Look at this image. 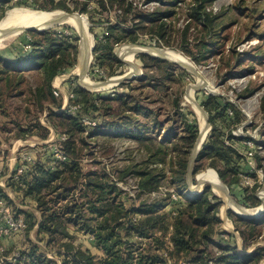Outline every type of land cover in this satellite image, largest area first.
Returning a JSON list of instances; mask_svg holds the SVG:
<instances>
[{
    "label": "trees",
    "instance_id": "1",
    "mask_svg": "<svg viewBox=\"0 0 264 264\" xmlns=\"http://www.w3.org/2000/svg\"><path fill=\"white\" fill-rule=\"evenodd\" d=\"M72 2L73 10L82 13H88V5L91 2L95 3V8L100 10V14L112 8L116 2L117 5H123L124 7H120L124 15L119 20L123 24L130 21L133 28L124 27L125 29L121 30L117 23L109 25L108 31L110 34L112 31H121L129 35V41L137 42L138 39L133 34L139 29L143 14L138 12L131 2L126 0H73ZM211 2V0H194L189 19L203 24L206 28L208 24L212 26L217 17L206 12V6ZM43 3L51 9L71 11L65 0H43ZM163 15L152 13L146 15L144 21L152 24L161 17L170 16L169 12ZM90 20L93 22L92 16ZM191 21H188L184 35L187 34ZM104 22L108 21L102 20L97 23ZM108 31L103 37L104 41H99L96 37V45L93 49L95 55L97 51L103 50L106 52V58L112 57L110 40L113 38L116 44L122 40L119 36L114 38L109 35ZM42 34L47 36L52 33ZM53 41L51 39L45 41L42 46H37L33 40L28 41L32 50L22 57H17L14 64L6 62L0 55V145L3 144L1 134H6V141L23 139L26 136L41 137L32 135L35 132L31 133L33 128L40 125L36 117L31 118L29 109L26 112L28 119L18 120L15 117V109H11L7 100L17 95L20 97L25 95V92H19L18 88L25 82L23 73L33 70L41 75L42 82L26 89L29 98H26L25 104L33 106L39 113L44 109L47 100L55 102L52 81L56 75L64 71L65 67H72L74 59L64 66V57L58 53L61 50L60 46ZM181 46L195 62L205 57L201 53L205 46L203 44L198 43L197 53L189 49L186 41ZM139 58L145 60L142 55ZM150 60L156 66L161 65L158 60ZM142 66L151 74L155 68L147 66L143 61ZM144 76L147 78L139 79V84L130 88H127L129 82H123L119 87L127 89L123 93H114L115 98L107 95L106 98L100 99L83 91L77 93L83 97L84 113L88 114L91 111L98 113L107 128L111 130L110 134L133 140L147 154L144 163L127 166L120 174L121 179L126 174L136 175L139 196L146 195V198L140 200L136 207L134 203L127 205L116 185L109 184L106 170L101 163H93L98 169H83L80 160L84 159L83 146L87 144L86 138L83 137L82 126L74 117L58 116L61 120L60 125L67 126V137L65 136L60 142V151L67 161L58 163L59 167L54 171L36 165L30 173V179L23 180L22 186L13 187L14 183L11 184V187L15 188L13 192L31 200L34 210H18L25 222L24 242L16 250L17 257H13L12 260L8 258L14 253L13 250L0 253V264H168L174 259H184L186 262L188 260L190 264H264V255L261 254L264 248H256L250 253L243 252L250 242L264 240V230L262 231L264 218L260 221H242L248 231L244 230L245 227L243 229L235 227L242 240L241 249L234 243H227L221 236H227L229 242H232L235 235L228 232L220 233L218 226L221 219L218 213L221 201L209 187L203 189L200 194L192 195L193 199L184 204L170 219L171 222L168 221L167 215L159 213L163 207L161 200L154 199L148 202L147 199L150 197L148 194L157 191L166 178H169L170 183L174 185L185 188L188 186L186 182L188 160L198 130L193 113L191 111L185 113L182 110L179 98L168 103V101H159L157 95L153 93L154 99H151L150 93L156 90V86H163V83L154 76ZM158 102L159 106L151 107ZM202 106L209 114L212 130L197 155L193 176L199 172L201 165L199 163L204 160L209 161L211 162L209 166L216 169L222 182L230 188L239 183V173L233 166L232 160L233 158L240 160L241 157L235 149L225 145L222 131L215 127L214 121L222 118L226 109L233 111L234 124H241L243 116L232 104L222 105L220 97H209ZM8 124H12L14 129H8ZM44 137L45 135L42 138ZM228 138L232 140L235 137L229 135ZM148 159L164 167L160 169L150 167L147 163ZM228 175L232 176L231 180L227 179ZM4 196L8 204L13 207L14 202ZM247 200L252 207L258 205L254 194L248 196ZM70 227L83 237H91V244L99 256L77 246ZM31 234L34 239L30 238ZM224 241L226 244L223 243ZM163 252L167 256L166 260L162 257ZM47 254H51V257Z\"/></svg>",
    "mask_w": 264,
    "mask_h": 264
},
{
    "label": "rangeland",
    "instance_id": "2",
    "mask_svg": "<svg viewBox=\"0 0 264 264\" xmlns=\"http://www.w3.org/2000/svg\"><path fill=\"white\" fill-rule=\"evenodd\" d=\"M72 1L65 0L66 4L71 8V11L68 12L58 8L51 9L43 3V0H0V22L8 11L14 8H27L49 13L59 11L67 14H78L86 20L88 25L85 37L75 28L67 24H62L47 28L43 31H24L13 37L4 46H0V55L4 54L8 58L17 59V57H22L23 54L29 53L32 50L28 41L33 40L37 46H42V43H46L51 39L52 41L54 40L53 43L55 42L57 46H60L61 50L58 53L64 57V66L70 64L72 59H74L72 67H65L64 71H61L53 79L52 87L55 90L53 93L55 102L52 103L51 100H47L41 112L38 113L36 108L29 106L28 103L25 104L26 98H29L26 89L29 86H36L37 83L42 82L41 75L37 74L36 71L31 70L23 73L25 82L19 86L18 90L19 92H25V95L23 97L17 95L7 100L11 109H15V117L18 120L28 119L26 112L29 109L31 118L36 117L40 125L37 128H33L31 133L35 132L32 135L41 136H37L38 141L36 139L27 141L30 144L28 148L24 146L25 144H22V148L18 149V155H16V162L12 172L8 173L6 170L9 169V164L15 158L13 159L7 152H5L7 155H3L5 159L0 156V194L4 198L8 214L14 219L23 221V216L18 210L34 209L29 198L24 199L22 194H19L18 198H16L9 190L14 191L13 189L15 188L13 187L21 185L23 179L34 170L36 165L43 163L42 166L45 167V170L54 171L59 167L57 165L58 163L67 161L60 151V142L65 139L67 126L65 124L60 125L61 120L58 116L74 117L78 119L82 126L84 132L83 137L86 138L87 144L85 147L83 146L84 157L82 158L84 159L80 160L83 169H98L93 163H101V166L106 170V178L109 184L113 183L116 185L127 205L134 203L133 205L136 207L140 200L146 198V195L139 196L138 177L136 175L126 174L121 179L120 174L127 166L144 163L147 159V154L133 140L110 134L111 130L107 128L106 123L98 116V113L93 111L88 114L84 113L83 97L77 93V91H83L88 95L91 94L100 99L106 98L107 95L110 98H115L114 93H123L130 86L138 85L139 79L144 80L147 78L144 75L154 76L160 81L162 80L163 83V86H156L155 91L150 90L152 91L150 93L151 99H154V94L157 95L159 101H168V103L175 98H179L182 110L185 113L189 111L193 113L198 130L196 141L199 136L201 118L200 114L197 115L196 110L187 101V97L191 87L197 85L198 81L203 82L202 88L193 90L192 95L193 101L198 103L202 111L208 115L207 132L199 152L202 150L212 130V125L209 123V114L206 108L202 106L203 103L208 101L209 97H220V103L222 105L230 103L241 112L243 116L241 124H234L235 116L231 109H226L222 118L214 121L215 127L222 131V139L225 145L228 147L231 146L241 157L240 160L236 158L232 160L233 166L239 173V183L229 188L222 182L216 169L209 166L211 162L204 160L199 163V165L201 164L200 169L193 176L192 185L194 187L197 184L195 176L197 178L201 172L212 169L216 173L219 181L228 188L229 195L235 203L250 210L260 206L262 201L259 198L263 199L261 193H264V0H211V4L206 6V12L217 17V20L213 22L212 26L208 24L207 28L203 24L195 23L194 20L191 21L189 19L194 0H126L127 2H131L134 8L143 14V18L139 22L140 27L133 34L138 39L135 43L129 41V35L127 36L121 33L120 30V32L112 31L111 34L108 31L109 25H115L117 23L120 25L121 30L125 29L124 27H127V29L133 28L130 21L123 24L119 20L124 15L123 9L121 8L124 7L123 5H117V2L114 3L112 8L110 7L106 12H102V14L106 13L103 16L100 14V10H96L94 2L89 3L88 13H82L73 10L74 4ZM156 12L160 13L161 16L169 12L170 16L161 17L160 20L152 24L144 21L146 15ZM90 16L93 17V22L95 23L90 20ZM99 20L108 22L97 23L101 22ZM188 21H191V26L187 34L184 35ZM107 31L114 38L119 36L122 39L117 44L113 38L110 40L112 57L108 58H106V52L103 50L97 51V55L93 51L96 45V37L99 41H104L103 37L106 36ZM43 32L52 34L44 36L42 34ZM184 41L189 44V49L193 53H197L198 43L205 45L203 51H201L205 57H201L197 62L193 61L181 46L184 44ZM130 43L138 46L179 52L196 69L199 77L170 61L156 59L149 55L135 54L131 64L135 65L139 71L136 70L134 78L126 81L130 83L129 87L120 88V84L109 89L89 90L81 86L80 77L78 76L79 72L76 69L78 68L82 54L87 53V61L84 65V77L91 82H104L129 71L130 67L117 55L116 48ZM43 45V50L45 51V44ZM141 55L145 57V60L139 58ZM149 58L158 60L161 65L156 66ZM142 61L147 66L155 67L152 74L151 72H147V69L144 70ZM6 62L9 61L6 60ZM9 63L14 64L15 62ZM151 83L155 84L156 82ZM207 87H210V90H207ZM159 105L158 102L151 107L153 108ZM102 111H105L104 107ZM204 122L206 124L205 120ZM7 128L13 130L14 126L8 124ZM1 135L3 144L0 145V155L2 151H7L5 148L10 144V141L5 140L7 137L6 134ZM43 135H45L44 138H42ZM229 135L235 138L229 140ZM25 138L23 139L25 140ZM160 138L162 139V136ZM14 140L18 141V139ZM147 163L150 167L154 168L160 169L164 167L160 163L149 161V159ZM194 166H196L195 161L193 168ZM231 178L232 176L228 175L227 179L231 180ZM3 184L6 188L8 187L10 196H7L3 191ZM11 184H13V187H11ZM206 187H209L211 192L221 201L218 213L221 219V223L218 226L220 233L226 232L225 229H228L227 227L230 225L234 229L233 234L235 238L232 242H229V238L225 235L221 237L227 243H234L241 249L242 240L235 230V227L237 226L243 229L245 225L242 221H260L261 218H264V214L258 219L243 220L231 210L226 209L222 197L215 194L208 183L202 185V190ZM253 194L258 200V205L255 207H252L247 200V197ZM4 195L14 202L13 207L8 204ZM148 195L150 196L147 199L148 202H152L154 199L163 202V207L159 213L160 215H167L169 218L168 221L171 222L170 219L176 215L187 201L193 199L192 195H195V193L190 192L188 186L185 188L180 185H174L170 183L169 178H166L159 185L157 191ZM0 219L3 224L1 214ZM23 223L25 222L23 221ZM24 229L22 231L11 232L7 235H0V239L11 237V239L14 238V240L22 241L23 243ZM247 229L246 227L244 228V230ZM70 232L74 235V243L77 246L90 250L92 254L99 256V253L91 244V237H83L77 234L73 231L72 227H70ZM226 241L223 243L226 244ZM167 246L170 247V244L167 243ZM256 248H264V240L258 239L257 241L250 242L246 251L243 252L250 253ZM16 250H13L14 253L8 258L9 260L17 257ZM2 252L0 250V253ZM261 254L264 255V251ZM47 256L51 257V254H47ZM162 257L165 260L167 259L164 252L162 253ZM188 259L190 260V258ZM168 264L190 263L188 260L186 262L184 259H174L168 262Z\"/></svg>",
    "mask_w": 264,
    "mask_h": 264
},
{
    "label": "bare ground",
    "instance_id": "3",
    "mask_svg": "<svg viewBox=\"0 0 264 264\" xmlns=\"http://www.w3.org/2000/svg\"><path fill=\"white\" fill-rule=\"evenodd\" d=\"M62 24H67L75 28L78 32H80V34L83 37H85L86 35L85 33H87L86 30H87L88 25H87L86 20L82 17H78V16L64 17V14L59 11H54V12L49 13L45 11H37V10H31L27 8L26 9L14 8L8 11L5 17L0 22V46L1 47L4 46L5 43H7L13 37L18 35V33H20L21 31L24 32L31 28H35L37 30H44V29L55 27L57 25H62ZM160 50H162L161 55H163L166 59L172 62H175L181 67L190 68V62L185 57H183L179 52L168 50V49L144 47V46H138V45H134L130 43V44H123L119 46L118 48H116V53L129 66L132 63L133 57L136 53L141 52V51L153 53V52L160 51ZM84 51H85V48H84ZM86 60H87V53L85 52L80 57L79 65H78V68L76 69L77 72H79L83 68V65L85 64ZM80 84L83 88H86L89 90L103 89L101 88L103 86L100 84V82H91L89 79H86L85 77H82ZM196 86H203V82L198 81L197 85L191 87L188 97L187 95L185 97H187V101L196 110L197 115L200 114V118H201L200 128H199V137L195 144V147L197 149L199 148V146H201L206 136L207 125L204 122L205 120L204 113L199 108L198 103L194 102L192 99V95H193V92L196 90L195 89ZM207 90H210V87H207ZM196 179L198 180L199 184L203 185L204 183H208L212 187L214 193L217 195L222 194L224 190L223 184L219 181L216 173L212 169H209L205 172H201L200 174H198V177ZM194 188L196 187L194 186ZM223 194L220 196L222 197V200L226 206V209L230 208L232 209V211L239 214L240 216L250 215V216L257 217L262 212V209H263L262 204L258 207L253 208L252 210L246 209L244 207L241 208V206L237 207L235 205H232L231 202H229L228 198ZM261 196L263 197V199L261 198V201L264 203V193H261Z\"/></svg>",
    "mask_w": 264,
    "mask_h": 264
},
{
    "label": "water",
    "instance_id": "4",
    "mask_svg": "<svg viewBox=\"0 0 264 264\" xmlns=\"http://www.w3.org/2000/svg\"><path fill=\"white\" fill-rule=\"evenodd\" d=\"M63 14H64V17H68V16H78V17H81L78 14H67V13H63ZM34 30H37V29L31 28V29H28L26 31H34ZM39 31H43V30H39ZM20 33H22V31ZM20 33H18V35ZM161 51L162 50L156 51V52H153V53L141 51V52H138L136 54L149 55V56H151L153 58H156V59L170 61V60L166 59L163 55H161V53H162ZM86 61H85V63H86ZM170 62H172V61H170ZM172 63H175V62H172ZM84 65H83V68L79 71V74H78V76L80 77V81H81L82 77H84ZM129 67H130V69H129V71L127 73L122 74L120 76L112 77V78H110V79H108V80H106L104 82H100V84L103 86L101 88H103V89L113 88V87H116V86L122 84L123 82L129 81L132 78H134V76H135L134 72L136 70H138V69H137V67L135 65H132V64H130ZM182 68L185 69V70H187V71H189L190 73H192L194 75L199 76V73L196 71V69L192 65H190V68H185V67H182ZM201 88H202V86H196L195 87V89H201ZM201 111H202V109H201ZM202 112L204 113L206 125L208 126V115L204 111H202ZM199 149H200V146L197 149L194 146V148L192 150V153H191V157L189 159L188 170H187V184H188L189 191L192 192L193 194L194 193L195 194H200L202 192V184H199L198 180L196 179V176H195V180L197 182V184L195 186L196 188L195 189H192V183H193V164H194V161L196 159V156L198 155ZM223 187H224V190H223L222 194L224 193L223 195H225L228 198L229 202H231L232 205H235V206L238 207L239 205L237 203H235L232 200V198L230 197L228 188L226 186H224V185H223ZM222 194H220V195H222ZM259 199L261 200V198H259ZM262 205H263L262 212L257 217L256 216H250V215H248V216H240L239 214H237L234 211H232V209H230V208H227V209L228 210H231L234 214H236L238 217L242 218L243 220H252V219L261 218L263 216V214H264V203L263 202H262Z\"/></svg>",
    "mask_w": 264,
    "mask_h": 264
},
{
    "label": "crops",
    "instance_id": "5",
    "mask_svg": "<svg viewBox=\"0 0 264 264\" xmlns=\"http://www.w3.org/2000/svg\"><path fill=\"white\" fill-rule=\"evenodd\" d=\"M1 56L5 59V60H8L9 62H11V63H13V62H15L16 61V58H8L6 55H4V54H1ZM33 139H36V141H38V138H37V136L36 137H33V136H26V138H25V140L24 139H18V141H15V140H11L10 141V144L7 146V148H5V150H7V151H2L1 153V157L3 158L4 156L3 155H7L8 153H9V155L10 156H12V158L14 159L15 158V160H13V162L12 163H10L9 165V169H7L6 171L9 173V172H12V170H13V168H14V165H15V162H16V155H18L17 154V152H18V149L19 148H22V144H25L24 146L26 147V148H28V147H30V144H29V142H27V141H33ZM24 147V148H25ZM33 150H35L34 148H33ZM5 152H7V154H5ZM4 159H5V157H4ZM2 161H3V159H2ZM48 162V161H47ZM41 165H43V163L41 164ZM35 168V167H34ZM30 169V168H29ZM27 178V180H29L30 179V173L29 174H27L26 175V177L23 179V180H25ZM1 179V178H0ZM26 180V181H27ZM23 184H21V185H19V186H22ZM3 187H4V189H3V191L6 193V195L7 196H10V194L8 193V187L6 188L5 187V185L3 184ZM192 189H195L194 187H193V185H192ZM10 192H12V195H14L16 198H18V195L19 194H17V193H15V192H13L12 190H9ZM9 198V197H8ZM10 199V198H9ZM32 208V207H31ZM30 210H34V209H30ZM35 213H36V215L37 216H39V213L37 212V211H35ZM228 229H225V231L226 232H228V233H234L233 231H234V229H233V226L232 225H230L229 227H227ZM30 238L31 239H34L33 238V235L31 234L30 235ZM22 241L20 242V241H16V240H14V238H12L11 239V237H5V238H3V239H0V250H1V252L2 251H11V250H14V249H18V248H20L21 246H22Z\"/></svg>",
    "mask_w": 264,
    "mask_h": 264
},
{
    "label": "built area",
    "instance_id": "6",
    "mask_svg": "<svg viewBox=\"0 0 264 264\" xmlns=\"http://www.w3.org/2000/svg\"><path fill=\"white\" fill-rule=\"evenodd\" d=\"M0 214L3 224L0 219V235H7L11 232L22 231L25 228V223L20 219H14L8 214V209L5 207L4 198L0 194ZM4 215V216H3Z\"/></svg>",
    "mask_w": 264,
    "mask_h": 264
}]
</instances>
